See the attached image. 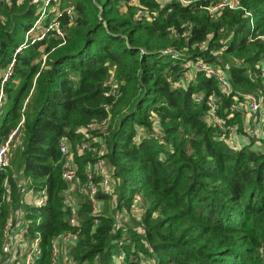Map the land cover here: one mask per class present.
<instances>
[{"label":"trees","instance_id":"trees-1","mask_svg":"<svg viewBox=\"0 0 264 264\" xmlns=\"http://www.w3.org/2000/svg\"><path fill=\"white\" fill-rule=\"evenodd\" d=\"M128 1L50 0L72 6V17L49 12L42 30L29 32L26 40L36 4L0 2V73L14 58L7 79L0 77V143L23 117L20 143L0 170V245L2 225L21 209L29 220L27 240L40 237V255L32 264H51V240L73 228L61 201L67 182L59 140L71 143L85 180V165L96 157L91 149L77 154L75 144L84 135L78 128L108 117L106 132L95 134L106 145L102 156L112 171L115 207L129 206L138 196L143 222L119 226L106 209L93 216L87 194L79 192L80 231L70 247L77 264H138L141 256L153 264H264V121L261 138L233 147L206 117V99L213 94V114L245 132L242 109L231 103L243 93L264 92L256 73L264 56V0H239L252 23L242 9L225 8L211 17L205 9L210 0H138L142 6ZM53 19L63 36L48 27ZM203 40L205 48L193 45ZM197 55L218 57L231 93H222L201 71L180 84L183 64ZM111 67L120 82L117 97L105 94ZM12 165L27 179L24 189L46 187L42 205L23 201ZM5 175L9 202L2 199ZM113 195L98 193L106 200Z\"/></svg>","mask_w":264,"mask_h":264},{"label":"built area","instance_id":"built-area-1","mask_svg":"<svg viewBox=\"0 0 264 264\" xmlns=\"http://www.w3.org/2000/svg\"><path fill=\"white\" fill-rule=\"evenodd\" d=\"M23 0H0V2L5 3H15L20 4ZM161 3H166L171 0H158ZM182 5L190 4L195 0H177ZM30 2L36 4V13L37 17L35 18L31 27L25 33V40L28 39L29 32L36 30H42V24L44 18L47 17L49 12H52L55 15L61 14L62 11L69 14L72 17L73 7L72 6H58L57 4L50 3V0H30ZM130 2H135L138 4V0H130ZM140 6H142L140 4ZM242 9L244 10L245 15L250 16V22L252 23L251 13L245 9V7L240 3L239 0H210L209 3L205 6L209 15L211 17L218 16L223 9ZM48 27H54L56 33L59 36H63V31L58 25V21L53 19L50 21ZM44 32L39 37H42ZM34 35L31 40H34L36 37ZM207 44L206 40H203L199 43L193 45L200 46L205 48ZM21 48V45L17 47V50ZM217 54V51L213 52ZM217 57V56H216ZM218 57L216 60L205 59L204 57L197 55L195 58L187 60L183 67L185 71L181 78L180 84L185 85V83L194 76L196 71H201L206 75L211 76L217 83L219 90L224 94H229L232 91V82L230 80L229 74L223 66H221ZM14 58L11 59L7 68L0 73L1 82H3L12 70V64ZM259 68L257 74L264 77V56L256 64ZM255 73V75H256ZM257 76V75H256ZM108 88L105 91L106 95H112L117 97L120 95V86L119 80L115 76L114 68L111 67L109 70V75L105 81ZM1 96L2 91H0V105H1ZM207 105L209 106L210 114L207 115V120L210 123H213L220 131L224 132L223 138L233 147H238L242 144L249 143L251 137V129L248 127V115L246 120V125L244 124L245 132L248 135H241L238 131L237 126L233 123L226 122L220 117L213 114L214 109L217 107V97L213 94L207 96L206 99ZM105 107H108V104H104ZM245 106L248 108V111L254 113V123L255 128L252 131V134L257 138L263 136L262 131V122L264 121V92L262 89L258 88L256 92H246L243 93V99L241 101H234L231 103V108L233 109H242L241 112L244 114ZM108 117H105L101 120L92 119L85 126L79 127L78 130L84 135L81 136V140L75 144L76 152L78 155L84 153L87 149L93 151L95 155V160L93 162H88L85 165L83 173L85 174V180L81 179L78 173V166L75 160L74 148L71 146V143L67 140L66 137H62L59 140L58 146L61 153L60 158V167H61V177L64 181L67 182L62 195V205L63 209L66 211V219L73 228L64 230L58 233L50 242V262L51 264H77L74 257L70 254V247L75 244L78 234L80 231L79 227V206H80V193L85 191L87 194L88 200L91 205V215H97L102 213V203L105 198H100L98 193L104 195H113L114 192V181L111 177L112 171L111 168L107 165L106 161L102 154L106 151L105 142L100 134H95L97 132L105 133L108 125ZM23 122V117L20 118L18 123L10 130L4 140L0 143V170L6 169L10 165L11 153L14 148L20 143L21 140V125ZM156 122V121H155ZM155 128L158 127L155 125ZM97 141L99 143L98 148L92 147L91 143ZM256 143H259L258 140H255ZM14 177H18V185L24 187L27 179L23 176H17L13 173ZM96 177V179H95ZM19 178H21L19 180ZM3 192L2 199L5 202L11 200V187L8 180V175H5L2 180ZM47 197L46 187L43 186L40 189L34 190L33 188H27L23 190L22 199L25 203H30L34 205H42ZM114 205V196L111 198ZM144 208L139 201L138 196L134 197V200L129 206L116 207L112 212L114 218V223L121 226L124 225V219H128L127 214H142ZM14 216V220H13ZM23 211L21 209H16L14 212L10 213L1 227L2 231V242L0 245V263L3 261L4 264H32L33 261L40 255V237L39 233H36V236L27 240L26 233L29 229V220L24 219ZM97 222V218H94V223ZM140 233H145V230L142 225L138 226ZM148 250H152V247L146 243L145 245ZM123 256L124 253H121ZM4 257V258H2ZM143 256L139 257L138 264H144Z\"/></svg>","mask_w":264,"mask_h":264},{"label":"rangeland","instance_id":"rangeland-1","mask_svg":"<svg viewBox=\"0 0 264 264\" xmlns=\"http://www.w3.org/2000/svg\"><path fill=\"white\" fill-rule=\"evenodd\" d=\"M130 2V1H128ZM160 2V1H159ZM1 3H5V2H1ZM161 3V2H160ZM163 3V2H162ZM6 4V3H5ZM8 4V3H7ZM64 6V4H62ZM126 2H121L120 4V9L125 11L126 9ZM135 5V4H134ZM36 31V29H35ZM231 33H226L225 36L221 39L223 43H226L230 37ZM219 59H221V62H224V58L222 57L221 54H219ZM260 80L262 81V85H264V77L260 76ZM245 111H244V114L242 115V119L244 120H247V115H248V127L249 129H251V137H250V140L252 138H255V135L252 134V131L256 132L254 130L255 128V123H254V113H251L248 111V108L245 106ZM243 120V121H244ZM244 124L246 125V121L244 122ZM241 135H244V136H247L248 134L247 133H240ZM255 141V140H254ZM12 168L14 169V171L18 174V176L20 175V171L17 167H15V165H12ZM19 171V172H18ZM21 178H19L20 180ZM115 196V195H113ZM102 208L101 210L103 211L104 209L110 211V212H113L114 209L116 208L115 205L113 204L112 200L110 198H108L107 200L105 199V202L102 203ZM127 216L129 217L128 219H124V223L127 224V225H139L141 224L142 221V217L140 216V213L138 214H133V213H130V214H127ZM145 259H143L144 261V264H153L152 262V259L149 258V257H144Z\"/></svg>","mask_w":264,"mask_h":264},{"label":"crops","instance_id":"crops-1","mask_svg":"<svg viewBox=\"0 0 264 264\" xmlns=\"http://www.w3.org/2000/svg\"><path fill=\"white\" fill-rule=\"evenodd\" d=\"M244 120V119H243ZM246 120H244L243 122H245ZM247 123V122H246ZM248 124V123H247Z\"/></svg>","mask_w":264,"mask_h":264}]
</instances>
